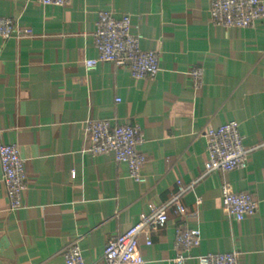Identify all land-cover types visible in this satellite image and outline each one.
<instances>
[{"label":"crops","instance_id":"1","mask_svg":"<svg viewBox=\"0 0 264 264\" xmlns=\"http://www.w3.org/2000/svg\"><path fill=\"white\" fill-rule=\"evenodd\" d=\"M211 1L72 0L59 8L0 0V18L22 30L0 38V144L19 148L28 175L23 209L10 212L0 168V264H65L62 253L76 241L87 264H103L110 241L181 187L189 188L184 214L168 207L151 246L140 238L144 264H173L181 225L201 237L186 264L234 250L240 264H264V19L253 29L217 27ZM104 11L129 17L141 48L158 53L157 79H134L110 63L86 71L99 56L93 36ZM195 69L204 74L199 89L189 77ZM105 119L140 127L143 183L113 156L86 152L85 124ZM233 121L251 151L247 168L203 178L206 132ZM224 185L251 195L257 214L231 220Z\"/></svg>","mask_w":264,"mask_h":264},{"label":"built area","instance_id":"2","mask_svg":"<svg viewBox=\"0 0 264 264\" xmlns=\"http://www.w3.org/2000/svg\"><path fill=\"white\" fill-rule=\"evenodd\" d=\"M40 5L66 7L72 0H36ZM264 19L263 0H212L210 21L217 27L253 29L258 21ZM22 30L17 21L0 18V38L10 40L21 36ZM94 46L99 54L97 59L87 60V72L95 71L101 63L127 67L131 76L137 80L154 81L161 72L159 55L156 51L141 48L142 37L131 31V19L123 17L116 20L109 12L98 15L93 36ZM203 70L195 69L189 77L196 89L203 86ZM120 103V100H117ZM84 135L87 141L86 152L92 156L110 155L117 163L127 165L130 178L143 183V168L146 156L139 148L144 138L138 125H123L112 120L88 121ZM207 161L203 178L216 172L231 173L247 168L251 153L244 146V138L237 121L219 129H209L205 134ZM0 168L2 183L9 201V211L23 209V196L27 190L28 175L25 161L15 145L0 144ZM189 188H180L170 203L162 208L152 209L149 215H142L140 221L126 234L112 240L103 254V264H144L140 251V238H146L151 246L152 232L164 228L168 222L166 209L176 207L178 214H184L181 199ZM223 209L226 215L238 223L253 217L258 212V203L245 192H235L230 185L222 187ZM198 205L201 204L199 200ZM201 237L197 230L181 225L175 234L176 257L173 264H186L188 253L200 246ZM65 264H87L78 241L66 247L62 253ZM241 253L234 250L228 254L207 255L197 259L198 264H240Z\"/></svg>","mask_w":264,"mask_h":264}]
</instances>
